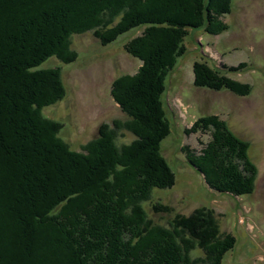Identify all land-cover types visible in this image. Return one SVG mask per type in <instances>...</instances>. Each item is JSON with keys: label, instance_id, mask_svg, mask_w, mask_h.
I'll list each match as a JSON object with an SVG mask.
<instances>
[{"label": "trees", "instance_id": "1", "mask_svg": "<svg viewBox=\"0 0 264 264\" xmlns=\"http://www.w3.org/2000/svg\"><path fill=\"white\" fill-rule=\"evenodd\" d=\"M182 1L0 0V215L9 225L0 230V264H222L233 250L232 237H217L208 210L151 225L138 206L175 182V165L160 152L170 132L162 98L167 75L186 51L187 30L221 33L216 16L229 14L233 0H199L192 21L194 13L178 7ZM141 27L124 46L141 66L111 88L130 120L116 131L101 125L87 154L70 150L58 137L63 125L43 111L64 95L59 67L76 60L72 38L92 31L108 45ZM53 62L57 68H42ZM192 71L197 87L248 93L204 63ZM199 128L212 140L188 165L216 192L251 194L255 169L246 144L215 117L199 119L187 133ZM121 132L134 140L118 145ZM196 252L204 260L192 259Z\"/></svg>", "mask_w": 264, "mask_h": 264}, {"label": "rangeland", "instance_id": "2", "mask_svg": "<svg viewBox=\"0 0 264 264\" xmlns=\"http://www.w3.org/2000/svg\"><path fill=\"white\" fill-rule=\"evenodd\" d=\"M178 7H186L195 15L191 21L197 20L199 0H184ZM216 17L225 26L224 31L211 35L204 29H188L183 40L186 51L166 78L162 102L170 132L162 141L160 152L170 165H175L174 185L153 191L149 203L141 202L138 206L151 225H165L175 214L189 216L195 209L208 210L216 233L220 234L217 237L226 234L233 238L234 248L224 256L222 264H264V0H233L229 14ZM144 29L141 27L108 45H101L92 31L72 38L71 49L78 54L76 60L59 67L64 95L43 111L63 125L58 137L70 150L87 154L85 147L98 137L101 125L116 131L120 122L129 119L112 98L111 88L122 75L133 76L141 66L124 46ZM196 62L215 69L228 82L246 85L248 93L241 96L238 91L197 87L192 71ZM55 64L46 63L42 68L55 69ZM203 117H215L225 123L248 147L246 161L255 169L251 194L216 192L199 171L188 165L187 158L202 156L205 144L212 140L209 131L202 128L187 133ZM133 140L131 134L121 132L116 142L129 145ZM242 168L240 165L248 180L250 174ZM154 205L161 211H152ZM1 210L6 213L5 206ZM6 218L1 220L0 230L9 226L5 224ZM193 255L192 259L202 257L199 252Z\"/></svg>", "mask_w": 264, "mask_h": 264}, {"label": "bare ground", "instance_id": "3", "mask_svg": "<svg viewBox=\"0 0 264 264\" xmlns=\"http://www.w3.org/2000/svg\"><path fill=\"white\" fill-rule=\"evenodd\" d=\"M46 4H47V3H46ZM7 14H8V13H7ZM29 14H30V13H29ZM8 15H9V14H8ZM0 17H1V16H0ZM12 18H13V17H12ZM2 19H3V18H2ZM8 19H9V17H8ZM8 19H7V20H8ZM36 23H37V22H36ZM161 50H162V49H161ZM156 51H157V50H156ZM9 148H10V147H9ZM10 155H11V154H9L8 157H9ZM1 157H2V156H1ZM6 158H7V157H6ZM11 158H12V155H11ZM11 158H10V159H11ZM6 160H7V159H6ZM8 162H10V161H8ZM4 163H5V162H4ZM9 164H10V163H9ZM18 164H19V163H18ZM29 165H30V164H29ZM34 170H35V169H34ZM2 171H3V170H2ZM21 173H22V172H21ZM3 175H4V174H3ZM4 177H5V175H4ZM18 178H19V177H18ZM18 178H16V179H18ZM20 178H22V177L20 176ZM23 178H24V176H23ZM23 178H22V179H23ZM25 178H26V177H25ZM2 179H3V178H2ZM8 179H9V178H8ZM8 179H7V180H8ZM80 179H81V178H80ZM18 180H19V179H18ZM10 181H11V180H10ZM8 182H9V181H8ZM13 182H14V181H13ZM17 182H19V181H17ZM22 182H23V181H22ZM9 183H10V182H9ZM21 185H23V184H21ZM38 185H39V184H38ZM19 186H20V185H19ZM16 191H17V190H16ZM17 205H18V204H17ZM58 233H59V232H58Z\"/></svg>", "mask_w": 264, "mask_h": 264}]
</instances>
